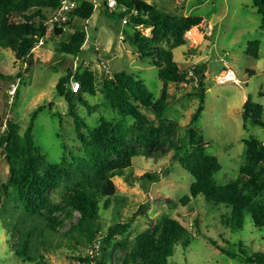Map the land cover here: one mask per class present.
Masks as SVG:
<instances>
[{
	"label": "rangeland",
	"instance_id": "374dc122",
	"mask_svg": "<svg viewBox=\"0 0 264 264\" xmlns=\"http://www.w3.org/2000/svg\"><path fill=\"white\" fill-rule=\"evenodd\" d=\"M103 1L98 0L99 3ZM143 1L167 13L198 16L204 21L201 28L194 27L185 34V39L188 35L191 40L189 33L194 29L200 36L197 42L186 39L185 45L172 50L173 60L182 71H190L200 63L205 65L203 101L201 103L197 96H192L198 82L189 73L185 83L167 85L168 106L163 116L166 121L178 124L176 139L179 140L184 137L191 115L202 104L195 130L206 143L205 152L217 158L221 169L214 179L218 185H224L238 176L243 164L242 140L249 137L264 139V127L249 123L244 129L241 118L242 103L249 97L262 107L261 121L264 124V30L260 29V17L255 13L252 0ZM101 9L94 8L88 21L71 20L59 35L53 34L54 25L46 26V35L26 62L16 60L11 50L0 48V134L6 120L13 119L24 128L30 114L41 107L35 116L32 134L39 153L50 165H57L64 152L81 156L77 151L79 144L72 119L67 114V103L55 92L58 80L67 73L72 77L88 71L93 77V93H82V99L88 105L99 107L88 112L84 105L77 101L75 104L76 112L85 120L89 130L98 125L100 117L111 121L121 118L115 111L101 105L103 99L99 88L105 73L127 72L145 84L153 100L160 95L162 81L156 66L150 59H141L137 49L123 39L126 33H131L130 26ZM10 20L18 22L20 18L13 15ZM75 28L86 33L80 55L61 54L57 50L59 44L67 42ZM208 32L207 36L205 33ZM143 34L148 36L149 30H143ZM251 41L260 43L256 59L244 54ZM226 69L233 71L239 85L218 82L221 72ZM11 86L15 87L13 97L9 94ZM148 116L153 119L152 115ZM126 122L128 126L134 123L128 117ZM145 173L157 175L159 179L154 182L141 179ZM7 179L8 166L0 150V182L5 183ZM112 181L120 199L112 201L107 210H100L103 234L110 225L129 222L134 216L124 236V239L132 240L162 216L168 215L178 220L192 237L186 248L175 247L168 264H244L223 254L217 247L237 255L239 249L247 255L264 253V228L254 227L248 212L243 213L242 228L235 230L221 223L230 213L224 204L207 202L202 196L181 204V198L189 194L193 179L172 159V151L157 153L152 158L133 157L131 167L122 176L113 177ZM50 200L59 203L60 192L52 191ZM258 200L264 201V196ZM16 206L14 199L7 198L2 207L8 210V214L0 211V264H94L92 245L83 240L80 242L77 233L68 237L63 234L70 224L76 222L77 213L71 220L64 219L57 233L48 229H43L42 233L35 228L32 230L29 255L33 261L16 256L14 249L21 238L10 236L9 226L15 223L18 230L24 232L35 225V219L26 218L22 209ZM36 224L39 228L44 226L43 221ZM119 240L121 237L116 236V241ZM115 254L116 258L122 255L121 252Z\"/></svg>",
	"mask_w": 264,
	"mask_h": 264
},
{
	"label": "trees",
	"instance_id": "16d2710c",
	"mask_svg": "<svg viewBox=\"0 0 264 264\" xmlns=\"http://www.w3.org/2000/svg\"><path fill=\"white\" fill-rule=\"evenodd\" d=\"M59 1L0 0V48L11 50L18 61L29 60L32 50L46 35L44 22L58 8ZM116 2L117 10L101 11L125 20L130 26L131 33H126L123 39L137 49L141 59H150L156 66L162 81L160 95L153 100L145 84L127 72L119 71L112 75L105 73L99 88L103 99L101 105L115 111L121 118L111 121L100 117L98 125L89 130L85 120L76 112L75 104L77 101L84 105L88 112L99 107L88 105L82 99V93H93L92 75L84 71L80 75L71 77L67 73L61 77L55 92L67 103V114L72 119L79 144L77 151L81 156L71 151L64 152L57 165L47 163L34 143L33 123L41 107L30 114L24 128L13 119L5 121L0 134V150L8 166V179L5 183L0 182V211L8 214L2 205L7 198H11L26 218L32 221L35 219V225L24 232H20L15 223L8 228L10 236L21 238L19 245L15 246V255L26 261H33L29 255V242L34 228L40 233L43 229L57 233L63 220H71L73 214L77 213L76 222L70 224L63 234L68 237L77 233L80 242L83 240L92 245L91 259L94 264H168L175 247L180 245L186 248L192 239L189 231L178 220L168 215L162 216L151 228L139 232L132 240L124 239V236L134 216L129 222L110 225L104 234L101 233L100 222V210H107L112 201L120 199L112 178L122 176L131 167L133 157L152 158L157 153L167 151H172V159L193 179L189 194L181 198L182 205L189 202L190 198L202 196L207 202L224 204L230 209L229 217L221 221L226 227L241 229L243 213L248 212L254 227L264 228V201L258 200L264 196V147L260 145V139L249 137L242 140L243 164L239 167L238 176L224 185H218L214 176L221 166L215 156L205 152L206 143L195 130V123L203 110L201 103L205 65L200 63L190 71H182L173 60L172 50L186 44V32L194 27L199 28L202 19L198 16L167 13L143 0ZM252 6L260 17V29L264 30V0H252ZM93 10L91 2L82 0L69 13V19L63 27L73 19L88 21ZM13 15L18 16L20 21H11ZM146 29L149 30L148 36L143 34ZM85 40V31L75 28L68 41L60 43L57 50L66 56L77 57ZM259 46V41L248 42L244 54L256 59ZM189 72L198 82L192 96H197L201 103L191 115L184 137L178 140V124L166 121L163 116L168 106L167 85L185 83ZM70 78L79 82L76 93L66 88ZM241 107L244 129L249 123L264 127L260 105L247 97ZM127 117L134 121L130 126L127 125ZM140 178L154 182L159 176L145 173ZM52 191L60 192L59 203L50 200ZM37 221H43L44 226L37 227ZM116 236H120L121 240L116 241ZM211 244L215 245L214 242ZM217 248L244 264H264L262 252L247 255L239 249L237 255L224 248ZM116 252L122 255L116 258Z\"/></svg>",
	"mask_w": 264,
	"mask_h": 264
},
{
	"label": "built area",
	"instance_id": "2783aa9c",
	"mask_svg": "<svg viewBox=\"0 0 264 264\" xmlns=\"http://www.w3.org/2000/svg\"><path fill=\"white\" fill-rule=\"evenodd\" d=\"M81 1L82 0H60L58 8L55 11H53L49 16V18L44 22V26L54 25L56 27H63L65 25L64 23H66L67 20L69 19V13H71L74 9H76ZM88 1L92 3L94 8L102 7V9H105L107 12H113L118 8L116 0H104V4L103 2L99 3L98 0H88ZM121 10H123V8H121ZM209 33L210 32L205 34L208 36ZM186 39L190 40L188 35ZM189 73L192 75V72ZM218 82L219 83L232 82L238 85L240 84V81L237 80L233 71L230 69H226L221 72L218 78ZM68 87L73 93H76L79 90V82L71 79ZM14 92H15V87L11 86V90L9 91L11 97L14 96ZM260 145L264 147V139H260ZM96 247L97 246H95V248Z\"/></svg>",
	"mask_w": 264,
	"mask_h": 264
},
{
	"label": "bare ground",
	"instance_id": "6f19581e",
	"mask_svg": "<svg viewBox=\"0 0 264 264\" xmlns=\"http://www.w3.org/2000/svg\"><path fill=\"white\" fill-rule=\"evenodd\" d=\"M189 35L191 37L192 42H197V40L200 38V36L197 34V32L194 29L189 33Z\"/></svg>",
	"mask_w": 264,
	"mask_h": 264
},
{
	"label": "water",
	"instance_id": "95a60500",
	"mask_svg": "<svg viewBox=\"0 0 264 264\" xmlns=\"http://www.w3.org/2000/svg\"><path fill=\"white\" fill-rule=\"evenodd\" d=\"M54 35H59L63 31V27L54 28Z\"/></svg>",
	"mask_w": 264,
	"mask_h": 264
},
{
	"label": "crops",
	"instance_id": "0c3cea01",
	"mask_svg": "<svg viewBox=\"0 0 264 264\" xmlns=\"http://www.w3.org/2000/svg\"><path fill=\"white\" fill-rule=\"evenodd\" d=\"M204 25V21L202 20V22L200 23L199 27L201 28ZM245 99V97H244Z\"/></svg>",
	"mask_w": 264,
	"mask_h": 264
}]
</instances>
